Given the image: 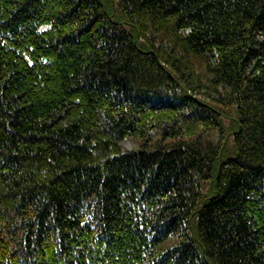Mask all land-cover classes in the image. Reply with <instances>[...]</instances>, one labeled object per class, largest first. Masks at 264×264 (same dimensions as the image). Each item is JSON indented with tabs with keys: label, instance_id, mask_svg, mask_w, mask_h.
<instances>
[{
	"label": "trees",
	"instance_id": "16d2710c",
	"mask_svg": "<svg viewBox=\"0 0 264 264\" xmlns=\"http://www.w3.org/2000/svg\"><path fill=\"white\" fill-rule=\"evenodd\" d=\"M115 3L0 0V264H264V0Z\"/></svg>",
	"mask_w": 264,
	"mask_h": 264
},
{
	"label": "rangeland",
	"instance_id": "374dc122",
	"mask_svg": "<svg viewBox=\"0 0 264 264\" xmlns=\"http://www.w3.org/2000/svg\"><path fill=\"white\" fill-rule=\"evenodd\" d=\"M99 2L104 5L105 10L108 14H112L117 21H121L120 12L118 11V7H116L115 0H99ZM237 118V115L232 113L227 114V116L224 118L225 125L227 126V132L233 131L232 124H236ZM233 137L234 134L231 133L229 135L230 141L233 140Z\"/></svg>",
	"mask_w": 264,
	"mask_h": 264
}]
</instances>
